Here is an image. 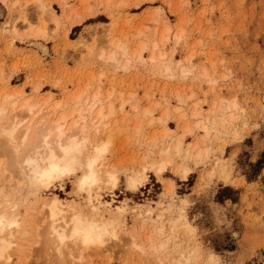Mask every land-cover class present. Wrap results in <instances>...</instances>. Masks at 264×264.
I'll return each instance as SVG.
<instances>
[{
  "label": "rangeland",
  "instance_id": "obj_1",
  "mask_svg": "<svg viewBox=\"0 0 264 264\" xmlns=\"http://www.w3.org/2000/svg\"><path fill=\"white\" fill-rule=\"evenodd\" d=\"M73 8L82 16L78 23L68 17ZM2 12L0 44L15 59L0 60V91L6 85L11 90L22 88L33 101L50 98L49 107L69 100L77 90L87 91V96L100 91L115 105L112 128L102 132L111 133L112 141L104 163L117 167L119 180L116 186L96 185L92 193L111 203L103 209L125 207L124 222L116 237H107L106 244L87 251L84 262L76 264H176L182 253L192 251V264H264V0H0ZM166 24L170 36L163 39ZM116 39L132 50L147 45L143 60H136L129 71L115 69L99 56L104 49L108 53ZM155 42L159 43L156 54L165 57L152 62ZM167 62H172L173 76L163 72ZM183 64L197 72L207 69L211 75L203 80L181 77L178 69ZM181 96L186 101L183 111L191 113L197 103L204 115L219 119L224 115L223 103L235 102V119L206 136L195 126L197 118H180L183 111L176 108ZM49 107L44 111L49 112ZM148 108L153 113L146 116ZM159 118H167L166 123ZM164 127L171 128L167 140L186 134L183 146L193 155L176 157L162 178L148 169L139 189H129L125 170L143 163L150 136L157 132L163 140ZM156 150L152 149L153 155ZM200 150L199 159L195 154ZM180 162L190 169L187 179L176 169ZM80 174L58 179L39 192L21 191L16 199L26 202L21 208L29 207L30 222L38 212L39 197L57 194L65 210L73 202L88 211L87 191L74 190ZM14 177L2 170L0 184L10 188ZM170 180L176 185L175 194L166 192ZM172 201L175 207H170ZM183 201L185 218L200 228L198 233L182 228L180 222L174 224ZM104 214L109 217L107 211ZM156 225H164V233L154 240L168 242L161 252L150 249L147 240ZM31 227H24L19 235L26 257L14 256L15 261L59 264L54 252L47 255L41 248ZM29 228L30 233L23 235ZM134 242L143 243L148 253ZM213 252L217 256L210 260Z\"/></svg>",
  "mask_w": 264,
  "mask_h": 264
},
{
  "label": "bare ground",
  "instance_id": "obj_2",
  "mask_svg": "<svg viewBox=\"0 0 264 264\" xmlns=\"http://www.w3.org/2000/svg\"><path fill=\"white\" fill-rule=\"evenodd\" d=\"M33 1L41 2V0ZM68 17L73 18V23L80 22L82 18L75 8L68 11ZM15 30L17 29L15 28ZM164 32L167 34L163 35V39H168L170 36L168 24H166ZM174 38L178 42L181 39L178 34ZM39 45L44 52H47L46 46L41 43ZM146 48L147 45L142 43L136 50H132L129 44L116 39L112 40L107 47L108 53L104 49L99 53V56L101 59L111 62L113 68L129 71L136 60H143V51ZM158 48L159 43L155 42L150 57L152 62H156L158 57L163 59L165 57L163 53L156 54ZM171 63L167 62L163 65V72L168 76H173ZM206 70L197 72L194 66L184 64L178 69L181 77L192 75L199 80L211 75ZM210 81H214L213 78ZM11 89L6 85L0 91V171L3 170L4 174L8 173L11 176L16 175L14 177L15 183L14 185L11 184L10 188L6 184H0V264H18L14 256H18L19 260L26 257L23 252L24 245L19 242V235L24 227L27 228L30 225L31 228H35L33 232L38 237L37 242L40 243L41 248H44L47 255L51 251L56 254L54 256H57V259L54 261L57 260L59 264L84 262L85 253L94 248L102 247L106 244L107 237H116L118 229L122 227L124 222L122 215L125 212V207L117 206L113 209L105 207L103 209L102 207L111 203L102 202L99 200V194L95 196L92 193L93 187L96 185L99 188L104 183L116 186L119 180L117 167L104 163L112 141L111 133L102 132L104 129L107 131L113 124L110 123V118L115 113V105L103 98L100 91L95 92L92 96H87L85 94L87 91L77 90L71 98L68 97L69 100L66 98L67 100L58 101L54 103L53 107H49L50 98L44 101H36L37 99L33 101L35 98L26 96V92L22 88ZM178 102L180 105L176 110L183 111L186 101L182 97L179 98ZM124 105L125 101L122 103V108ZM48 107L51 110L49 112V109L44 111ZM223 108H225L224 115L219 119L212 117V115H204L196 103L191 113L180 112V118L185 121H188L190 116L197 118L195 126L204 130L206 136H209L218 125L224 126L229 119L234 118L233 109L238 108V106L235 102L232 104L223 103ZM228 111H230L229 115ZM152 113L153 110L150 108L144 112L146 116ZM158 121L166 123L167 118H159ZM154 122L155 119L151 118L150 123L153 124ZM138 128L140 129V126ZM185 128L189 132L190 127L186 125ZM170 129L163 128V140H159L160 135L154 132L149 138V147L142 159L143 163L139 164L138 167L125 170L126 184L129 189H139L140 184L144 182L147 176L148 169L153 170L156 176L162 178L167 165L175 163L176 157L184 155L187 158L193 155L190 148L185 149L183 146L186 134L167 140L170 136ZM197 146L199 145L197 144ZM154 147L157 150L154 151L155 154L153 155L152 149ZM202 155V150L195 154L199 159ZM185 164L180 162L176 169L183 173L184 179H187L190 169ZM78 171H81V174L77 175L74 190L87 191V200L90 206L89 209L86 208L88 211L82 207L78 208L73 202H68L66 204L68 208L65 210L63 200L57 194L50 199L39 197L41 203L37 206L38 212L36 216L34 215L35 217L33 216L34 218L32 217L33 224H31L30 211L27 209L29 207L22 210L21 207L26 202L20 203L16 196L23 194L20 192L25 189L29 192L48 189L56 180H62L68 175L78 173ZM166 190L168 194H175V183L170 180L166 185ZM93 199H97V203H94ZM172 202L170 207L175 204V201ZM182 204L176 210L179 216L175 218L174 224L180 222L182 228L198 233L201 231L200 228L185 218L186 201H183ZM104 211L108 212L109 217H106ZM148 211L150 214L152 208H149ZM163 226L156 225L154 233L147 237L150 243L149 248L154 252L164 251L168 247V242L154 240L163 235ZM29 230L30 228L25 230L23 235L29 234ZM135 242L133 245L137 249L143 253H148V249L143 243ZM44 250L41 249L45 252ZM191 253L189 255L182 253V259H179L176 264H192L193 253ZM209 256L212 260L213 257L217 256V253L213 252Z\"/></svg>",
  "mask_w": 264,
  "mask_h": 264
},
{
  "label": "crops",
  "instance_id": "obj_3",
  "mask_svg": "<svg viewBox=\"0 0 264 264\" xmlns=\"http://www.w3.org/2000/svg\"><path fill=\"white\" fill-rule=\"evenodd\" d=\"M54 4V3H53ZM56 5V4H55ZM5 18V14H4V12H2L1 14H0V22L3 20ZM17 43V42H16ZM17 45V44H16ZM20 45H23V44H20ZM21 47H23V46H21ZM0 60L1 59H5L6 61H7V63H12V61H14V56H11V55H9V54H7V53H5V51L3 50V45H1L0 44Z\"/></svg>",
  "mask_w": 264,
  "mask_h": 264
},
{
  "label": "trees",
  "instance_id": "obj_4",
  "mask_svg": "<svg viewBox=\"0 0 264 264\" xmlns=\"http://www.w3.org/2000/svg\"><path fill=\"white\" fill-rule=\"evenodd\" d=\"M260 163H261V160H259L255 165L258 166L260 165Z\"/></svg>",
  "mask_w": 264,
  "mask_h": 264
}]
</instances>
